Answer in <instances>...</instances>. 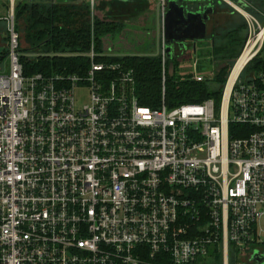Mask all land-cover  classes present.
<instances>
[{"label":"built area","instance_id":"built-area-1","mask_svg":"<svg viewBox=\"0 0 264 264\" xmlns=\"http://www.w3.org/2000/svg\"><path fill=\"white\" fill-rule=\"evenodd\" d=\"M6 1L0 264H229L232 250H264V72L243 78L256 54L228 92L232 69L220 105L170 108L167 67L181 55L163 50L162 105L152 108L134 69L115 60L125 56L94 46L71 54L87 60L79 73L26 77L17 0ZM263 46L264 36L255 52ZM199 68L196 58L180 80L214 78Z\"/></svg>","mask_w":264,"mask_h":264},{"label":"trees","instance_id":"trees-1","mask_svg":"<svg viewBox=\"0 0 264 264\" xmlns=\"http://www.w3.org/2000/svg\"><path fill=\"white\" fill-rule=\"evenodd\" d=\"M260 1L264 0H252L253 8L259 5ZM104 6L101 2V8L98 5V9L104 10ZM148 8V3L121 4L118 9L112 10L111 18L113 19L105 22L96 17L93 18L89 0L19 2L16 5L15 16L17 31L21 36L19 52H21L24 75L32 77L38 73L46 76L59 73H79L86 69L87 60L83 56L71 54L91 52L92 46L95 52H104L103 39L107 35H116L125 28L124 23L119 20L135 17ZM223 11L224 14H229L227 17L230 20L228 24H225V30H219L221 46L218 53L242 52L248 40L245 34L246 25L225 3L217 8L215 19L220 21ZM233 12L234 15H231ZM114 16H118L116 18L118 20L114 19ZM7 53L8 49L3 56ZM216 54L217 52H213V55ZM240 54L233 57H239ZM2 59L3 57L0 56V62ZM115 60L124 62L134 69L140 103L159 108L163 99L161 58L131 55ZM253 65L254 72H264V57L258 58ZM232 69V66H226L218 70L212 80L204 82H196L191 78L185 80L168 78L165 90L166 105L172 108L184 104L202 103L208 99H214L217 105H220L222 90L225 88ZM235 130V126H231L232 137H234ZM233 256H236V250H232L229 264H234ZM220 261L222 257L218 255L216 264H220Z\"/></svg>","mask_w":264,"mask_h":264},{"label":"rangeland","instance_id":"rangeland-1","mask_svg":"<svg viewBox=\"0 0 264 264\" xmlns=\"http://www.w3.org/2000/svg\"><path fill=\"white\" fill-rule=\"evenodd\" d=\"M21 1H31V0H17V4ZM158 1V2H157ZM156 3L153 6H150V10L146 9V11L140 13L138 18L134 19V21H131L135 26L140 27V32H141V37L135 36V38H139L141 41L148 40L151 42L152 39L157 38L158 40V45L160 46V38L162 40L164 39V25L162 26V32L160 31V23L158 20L163 23V18H164V10L166 9V2L165 4L163 3V0H157ZM228 3L232 4L238 11L236 12V16H239V18L242 20V23H245L246 25V31L245 34H247V39H250V34L254 37L253 41L256 40L258 37L259 33H261V29L264 28V1H260V4L257 5L255 8H252V10H243L240 8L237 4H234L232 0H226ZM101 2L102 0H96V9L94 11V16L96 18L100 19L101 21H107L108 19L105 17V11L101 12L100 9H98V5L101 8ZM16 4V5H17ZM9 4L6 0H0V18L2 17H7L10 11V8H8ZM228 7V6H227ZM225 10V9H223ZM162 16H160V15ZM107 15V14H106ZM227 13L221 14L220 16V21L225 26V24H228V21L230 20L227 17ZM158 21V23H157ZM152 22V23H151ZM6 22L0 20V56L4 54V51L6 50L7 47V39L6 36ZM261 28V29H260ZM158 31V36L155 32ZM120 35H115L112 36V42L113 44L118 41ZM128 36V35H127ZM103 39V38H102ZM105 39V38H104ZM103 39V40H104ZM127 40V37H126ZM247 40V42H248ZM2 42V45H1ZM262 42V41H261ZM261 42L257 45V50L261 46ZM153 43V42H152ZM247 44V43H246ZM246 44L244 46V49L246 47ZM249 46V45H248ZM247 46V47H248ZM154 49L157 50V52H114L117 55L120 56H127V55H136V56H157L161 54L160 52V47H155ZM243 49L242 52H217V56L214 55V59L216 61V64L211 65L210 64V58L211 55L210 53H203V52H196V54L193 53H187L185 55H181L176 57V60L174 61V58H171L167 67V75L169 78H176V79H181L182 78V73H184V76L188 77V74L191 73V66H193L195 59L197 58L200 61V68L199 70L203 73L206 74V76L210 73L215 71V73L218 70L223 69L226 66H232L233 67V73L234 69L239 62V59L243 52H245ZM247 49V48H246ZM245 49V50H246ZM138 50V49H136ZM163 51V49H162ZM241 53V54H240ZM239 55V57L234 58L233 56ZM256 56L254 59L248 64V66L245 68L244 73H243V78L251 77L252 74L254 73L253 67L254 63L258 60V58L263 57L264 55V46L262 51L260 52H255ZM176 64L178 67H176ZM184 68V69H183ZM183 69V70H182ZM8 72L7 69V61L6 59L0 62V75L5 74ZM238 76V75H237ZM226 86V85H225ZM230 87V86H229ZM224 93V90H222ZM222 93V96H223ZM78 106L82 107L86 100H87V92L86 91H79L78 95ZM264 240V238H263ZM252 254H244L243 256H233L234 259V264H237L238 261H242V264H253L254 261H252ZM232 262V261H231ZM220 264H223V259L220 261ZM232 264V263H231Z\"/></svg>","mask_w":264,"mask_h":264},{"label":"flooded vegetation","instance_id":"flooded-vegetation-1","mask_svg":"<svg viewBox=\"0 0 264 264\" xmlns=\"http://www.w3.org/2000/svg\"><path fill=\"white\" fill-rule=\"evenodd\" d=\"M170 1L171 0L167 1L165 15L168 11ZM232 1L234 4H237L243 10H249L254 7L252 0H232ZM117 3L131 5V4L138 3V0L137 1L135 0L127 1L124 3L119 2V0H103L102 4L103 6L105 4L104 8L105 10H108V14H107L108 17H111V12L112 10H114V8L118 9L120 7L121 4L117 5ZM223 3L229 5L234 11H238L232 4L228 3L226 0H180L179 7L183 11L185 16L191 12V13H200L201 18L203 19L205 17L208 18L207 20H205V26H206L205 32L203 34H200L199 38L197 39L185 38L184 33H179L178 37L182 38V40L175 41L170 44H167L168 41L164 37L161 45L159 46L161 52H162V49L165 50V52H168V51L172 52L173 55H182L188 52H208L211 55L210 64L213 65L214 63L215 65L216 61L214 59L213 52H218L221 46L220 35L218 33H219V30H222V29L225 30V26H223V24H221V22L218 21V19H215V14L217 12V8ZM148 10H150V7L148 8ZM139 15L135 17H131L129 19H122L119 21L123 23L125 20L134 21V19L138 18ZM231 15H234V12ZM117 17L118 16H114V19H116ZM190 19L192 21L196 20L195 17H191ZM124 26L125 28H123L121 32L125 31L127 27V25H124ZM189 34H194V33L191 32ZM116 35H119V33ZM127 38H129V36ZM258 257L262 258L261 261L259 263L254 262L253 264H264V250H258Z\"/></svg>","mask_w":264,"mask_h":264},{"label":"crops","instance_id":"crops-1","mask_svg":"<svg viewBox=\"0 0 264 264\" xmlns=\"http://www.w3.org/2000/svg\"><path fill=\"white\" fill-rule=\"evenodd\" d=\"M103 1V0H102ZM127 1H133V0H119V2H127ZM137 1V0H135ZM157 0H138V2L140 4H145V3H148L149 4V7L150 6H153L155 3H156ZM166 2V0H163ZM175 2L178 3V5L180 4V0H174ZM158 2V1H157ZM166 6H167V2H166ZM180 6V5H179ZM105 11V17L108 19L106 22H110L113 18L111 17H108L106 14H108V10H101V12H104ZM165 12V11H164ZM164 14V13H163ZM160 15V14H159ZM162 16V15H160ZM164 18H165V15H164ZM163 18V21L165 20ZM158 21L160 23H158ZM157 23L158 25L160 24V31L162 32V26L164 25V22L161 23L160 20H158ZM124 25H127L125 31L119 33V38H118V41L116 43L113 44L112 42V36H115V35H107V37H105V39L103 40V49H104V52H157V50L154 49V46L155 47H159L158 45V40L157 38H154L151 40V42H149L148 40H145V41H141L139 38H135V36H139L141 37V32H140V27L139 26H135L131 21H128V20H125L124 21ZM152 23V22H151ZM6 26V24H5ZM158 36V31L155 32ZM127 40H126V37H128ZM7 39V36L6 38ZM153 42V43H152ZM162 43V38H160V45ZM1 45H2V42H1ZM7 47H8V42H7ZM138 49V50H136ZM7 50V48H6ZM6 50L4 52H6ZM161 52V50H160ZM0 53H3V52H0ZM205 53H208V52H205ZM3 57V61L6 59L7 55L5 56H1ZM7 61V59H6Z\"/></svg>","mask_w":264,"mask_h":264},{"label":"water","instance_id":"water-1","mask_svg":"<svg viewBox=\"0 0 264 264\" xmlns=\"http://www.w3.org/2000/svg\"><path fill=\"white\" fill-rule=\"evenodd\" d=\"M195 17V21H192L190 18ZM164 37L167 39L170 44L175 41H181L182 38L178 37L179 33H184L185 38L197 39L200 34L205 32V20L201 18L200 13H188L186 16L183 11L180 9L177 2L171 0L169 2L168 11L164 18ZM193 32L194 34H189ZM172 52L168 51V56L172 57ZM264 57V55H263ZM262 258L258 257V251L252 255V261L259 263Z\"/></svg>","mask_w":264,"mask_h":264},{"label":"bare ground","instance_id":"bare-ground-1","mask_svg":"<svg viewBox=\"0 0 264 264\" xmlns=\"http://www.w3.org/2000/svg\"><path fill=\"white\" fill-rule=\"evenodd\" d=\"M263 36H264V28L261 29L260 36L255 41H251L249 43V46L245 50L243 56L240 57L239 62L237 63V65L234 69V73H232V76H231V79L229 82L230 87L228 88V92L230 91L231 86H232L233 82L235 81V79L239 76V74L242 72V70L245 68V66L248 64V62L254 56L255 51H256V50H254V48H255L257 42L260 41L263 38Z\"/></svg>","mask_w":264,"mask_h":264}]
</instances>
